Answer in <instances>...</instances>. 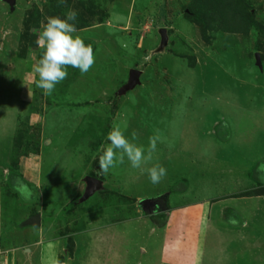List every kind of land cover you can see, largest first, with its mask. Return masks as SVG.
<instances>
[{
    "label": "rangeland",
    "instance_id": "rangeland-1",
    "mask_svg": "<svg viewBox=\"0 0 264 264\" xmlns=\"http://www.w3.org/2000/svg\"><path fill=\"white\" fill-rule=\"evenodd\" d=\"M72 1L58 5V0H0L2 257L17 249L20 263L29 264L31 261L23 262L21 246L41 240L34 248L33 264L62 260L73 264L75 255L89 256L88 260L99 257L97 264H102L114 253L131 259L144 255L150 260L161 241L159 233L150 232V220L142 208L145 197L156 200L165 190L171 192V207L205 205L208 199H224L228 193L244 190L236 196L252 201L232 198L222 202L244 213L248 223L245 242L252 237L254 244L261 243L264 50L260 53L252 47L262 43L264 48V32L260 37L254 30L244 34L223 29L227 7L238 14L242 2L107 0L106 14L97 12L103 22L94 18V26L89 28L80 20L81 7L73 6ZM248 1L255 18L264 23V0ZM69 10L77 12L74 35L93 44L94 64L84 75L68 67L67 78L51 95H44L36 87L38 77L30 75L43 51L35 43L38 32L32 29L39 30L48 17L66 18ZM160 28L167 30V49L148 57L157 46ZM255 56L261 72L255 67ZM134 67L141 72L139 83L124 91ZM115 125L145 150L151 137L159 138L147 165L166 169L159 183L153 184L146 172L131 168L126 158L107 174L100 173L98 150ZM227 132L230 135L224 137ZM21 178L36 179L37 190L29 200L18 191ZM87 178L102 179V186L90 187H100L92 196H86L90 193ZM246 184L251 188L247 190ZM118 204L121 209L115 210ZM108 205L112 208L104 213ZM219 209L211 207L210 219L225 229L228 225L219 221ZM36 211L45 215L40 222L44 234L22 227L25 215ZM109 218H127L128 223L110 225ZM233 232L236 230L222 231L221 238H230ZM245 242L237 240L225 249L227 264H264V248L250 250Z\"/></svg>",
    "mask_w": 264,
    "mask_h": 264
},
{
    "label": "crops",
    "instance_id": "crops-1",
    "mask_svg": "<svg viewBox=\"0 0 264 264\" xmlns=\"http://www.w3.org/2000/svg\"><path fill=\"white\" fill-rule=\"evenodd\" d=\"M217 130L218 129H216V131L214 130V135H216ZM229 135L230 133L227 132L224 137H228ZM225 179L230 180L229 178ZM35 180L36 179L34 178L30 181L24 180L21 182L22 184L27 186V188L31 191V194H33L34 191L37 190L35 188V185H33ZM31 185L34 187V190L29 187ZM249 188H251L250 185L246 184V189L248 190ZM243 191L240 190L231 194L228 193L224 197V199H208L205 205L197 202L196 204L192 205H189L188 203L173 205V207L168 205V200L171 196V192L169 190H165L163 195L157 197L156 200H153L152 197H145L147 203L143 205L144 208H142V211L144 212V216L148 220H150V232L154 235H156V233H159L161 241L155 246L153 257H151L149 260L148 257L143 255L142 257L139 256L140 258L134 257L133 259H131L125 256L116 255L117 253H114L115 256H113L112 254H110L112 256H106L103 259L104 262H102V264H227L229 262V256H226L223 252L225 251V249H227L228 246L231 247V245L237 240L239 242H245L248 235V223L246 222V220H244L245 216L242 211L232 205L225 206L223 205L222 201L232 198L236 200L246 199L243 200L246 202L252 201V199L249 197L247 198L245 196H236V194ZM29 198L26 200H29ZM186 199L187 198H185L184 200ZM202 206L208 207V209L205 210V207L203 209ZM213 206H217L218 208H220L217 212V215L220 216V220H218L223 221L228 225L227 227L224 226L225 229L221 228L222 225H219L212 221V219H210L211 213L214 212V210H210L211 207L213 208ZM110 208H112V206L110 205H108V208L105 207L104 213H107ZM114 209L120 210L121 204L114 206ZM139 210L140 209H137L136 212H140ZM227 210L229 211L228 215L226 214L228 212ZM37 213H39L40 222H42L45 215L42 213V211H37L36 214ZM30 216L33 215H25L22 227L38 229L37 231L39 234H41V232L44 234V229L41 225L42 223H40L38 227L30 226L27 224L24 225V222L28 220ZM124 221H127V218H121L119 220H112L111 218L108 219L110 225L119 224ZM126 223H128V221ZM106 227L108 226H105V228ZM227 230H236V232H233V236L230 238H228V236L226 235L224 236V238H221V232L224 231L225 233ZM106 234L107 232L105 231L104 235L106 236ZM209 235L213 237L211 241L208 238ZM252 239L253 238L251 237L249 238L250 241L247 240L245 242V246L249 247L250 250H252V248H264V243L262 244V242H264V238L260 239L261 243L256 242L255 244V239ZM226 240L228 242H226ZM41 243V240H35L33 242L27 243V245L24 247L21 246V250H23L24 253L23 258H25L23 262L31 261L29 264H33L34 248ZM106 244L108 245V247L106 245L104 246L110 250L111 245L108 243ZM203 244L208 248L204 250ZM223 244L225 245L223 246ZM201 248L203 250H201ZM140 249L142 250L143 254L147 253L143 247L140 246ZM15 250L17 249H14V254L9 253L7 256L4 255V257H2L1 252L0 264H21V257L17 258V256L15 255ZM59 252L60 250L58 249L57 259L59 256ZM71 259L73 264H97L99 259L101 258L92 256V258L88 260L89 256L79 257L75 255ZM60 262L61 261H59L58 264H67L69 261L65 262L64 260H62V263Z\"/></svg>",
    "mask_w": 264,
    "mask_h": 264
},
{
    "label": "clouds",
    "instance_id": "clouds-1",
    "mask_svg": "<svg viewBox=\"0 0 264 264\" xmlns=\"http://www.w3.org/2000/svg\"><path fill=\"white\" fill-rule=\"evenodd\" d=\"M64 3L66 0H58V5ZM76 18L77 12L69 10L66 18L48 17L46 23L41 22L39 30L32 29L34 33L38 32L35 43L43 51L42 57L33 66L30 75L38 77L35 84L44 95H51L56 85L67 78L68 67L78 69L81 75H84L94 64L92 46L86 45L80 36L74 35L77 32L74 23ZM132 136L134 140L135 133ZM158 139V137H151L149 146L145 150L144 147L137 146L126 138L119 125L113 126L107 134V143L102 144L98 150L100 152L98 157L100 173L107 174L117 164H123L126 158L131 168L146 172L153 184L159 183L166 175V169L160 165L147 167L153 159ZM18 191L24 199L31 196V191L22 183Z\"/></svg>",
    "mask_w": 264,
    "mask_h": 264
},
{
    "label": "trees",
    "instance_id": "trees-1",
    "mask_svg": "<svg viewBox=\"0 0 264 264\" xmlns=\"http://www.w3.org/2000/svg\"><path fill=\"white\" fill-rule=\"evenodd\" d=\"M240 1L242 2L243 6L241 12L238 14H232L231 8H228L226 6L228 13H226L227 16H225L224 18V31L229 33L243 32L244 34H246L248 33L247 31L254 30L255 32L257 31V34H259L261 37V33L264 32V23H259L258 20L255 18L256 16L255 14H253V7L250 6L251 4L248 0ZM79 2L81 5H79ZM79 2L77 5H75V0L72 1L73 6L81 7L82 13L80 15V20L84 22L85 27L90 28L94 26V18H97L96 20H98L99 22H103L101 15L99 16L97 12H102V14H106L107 7H109L107 0H82ZM110 2L111 1H109V3ZM191 13L195 17V19L199 17L195 10H192ZM105 16L108 17L107 15ZM204 34H206V31L204 32ZM85 43H87L86 45L90 44L91 46H93L91 42L86 41ZM252 48L260 53L264 50L262 43H258L257 45L254 44ZM96 164L98 165V162ZM21 180L24 181L22 178ZM36 212L32 213L31 215L36 214Z\"/></svg>",
    "mask_w": 264,
    "mask_h": 264
},
{
    "label": "water",
    "instance_id": "water-1",
    "mask_svg": "<svg viewBox=\"0 0 264 264\" xmlns=\"http://www.w3.org/2000/svg\"><path fill=\"white\" fill-rule=\"evenodd\" d=\"M11 0H7V2H9ZM157 34V38H158V43L155 49L151 50L148 52V57L154 55V54H160V53H164L167 49L168 46V35H167V30L160 28L156 31ZM255 67L257 68L258 71H262V66L260 64V60L258 59L257 56H255ZM140 71L137 70H131L130 74H129V79L128 82L126 83V86L123 87V90H127L129 88L134 87L135 84L139 83V75H140ZM86 181V185H87V189H89V194H87L86 196H92L94 194H96V192L100 189V187L97 188H90L92 185L94 186L95 184L101 185L102 181L95 179V178H87L85 179ZM102 186V185H101ZM40 223V215L39 213L33 215L31 218H29L28 220H26L24 222V225H30V226H36L39 225Z\"/></svg>",
    "mask_w": 264,
    "mask_h": 264
},
{
    "label": "flooded vegetation",
    "instance_id": "flooded-vegetation-1",
    "mask_svg": "<svg viewBox=\"0 0 264 264\" xmlns=\"http://www.w3.org/2000/svg\"><path fill=\"white\" fill-rule=\"evenodd\" d=\"M132 70H137V71H139V70H138L137 68H135V67H134Z\"/></svg>",
    "mask_w": 264,
    "mask_h": 264
},
{
    "label": "built area",
    "instance_id": "built-area-1",
    "mask_svg": "<svg viewBox=\"0 0 264 264\" xmlns=\"http://www.w3.org/2000/svg\"><path fill=\"white\" fill-rule=\"evenodd\" d=\"M0 255H1V251H0Z\"/></svg>",
    "mask_w": 264,
    "mask_h": 264
}]
</instances>
